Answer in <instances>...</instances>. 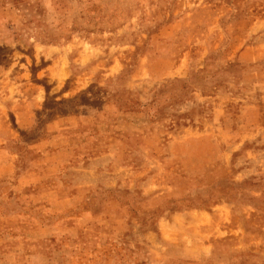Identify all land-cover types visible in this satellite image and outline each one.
<instances>
[{"label":"rangeland","instance_id":"1","mask_svg":"<svg viewBox=\"0 0 264 264\" xmlns=\"http://www.w3.org/2000/svg\"><path fill=\"white\" fill-rule=\"evenodd\" d=\"M0 209L4 264H264V0H0Z\"/></svg>","mask_w":264,"mask_h":264},{"label":"crops","instance_id":"2","mask_svg":"<svg viewBox=\"0 0 264 264\" xmlns=\"http://www.w3.org/2000/svg\"><path fill=\"white\" fill-rule=\"evenodd\" d=\"M7 220L5 218V213L2 209H0V264H4V261L2 260V256L3 254H7V253H12V254H19V255H23V253H18V249H19V246L18 244L19 243H23V238L22 236H19V235H7L5 234V231H4V224L6 225ZM3 225V226H2ZM36 225V228H40V226H43L45 227L46 229H55L54 227V224H50L49 222L48 223H45L44 225L42 224H35ZM6 227V226H5ZM31 227H34V225H32ZM27 238V236H26ZM10 243H13L15 244V246H12ZM7 244H10L11 247L10 249H6L7 247ZM29 255H26V256H29L30 258L34 259V258H37L38 261H41L39 260V258H45L47 257V252H44V251H41V250H36L34 253H28ZM40 263V262H39Z\"/></svg>","mask_w":264,"mask_h":264},{"label":"trees","instance_id":"3","mask_svg":"<svg viewBox=\"0 0 264 264\" xmlns=\"http://www.w3.org/2000/svg\"><path fill=\"white\" fill-rule=\"evenodd\" d=\"M157 101V98L155 97V101L154 102H156Z\"/></svg>","mask_w":264,"mask_h":264}]
</instances>
